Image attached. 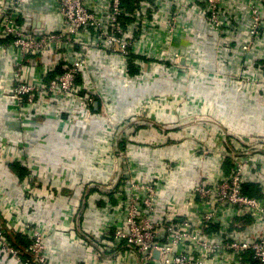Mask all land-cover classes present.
I'll list each match as a JSON object with an SVG mask.
<instances>
[{"label": "built area", "instance_id": "obj_1", "mask_svg": "<svg viewBox=\"0 0 264 264\" xmlns=\"http://www.w3.org/2000/svg\"><path fill=\"white\" fill-rule=\"evenodd\" d=\"M259 1L264 4V0ZM222 4L223 0H139L129 10L125 0H53L58 26L47 27L44 19L38 28L33 22L40 14L36 10L27 12L25 0H0V40H8L10 47L18 52V65L13 74L15 85L10 92L1 93L0 101L11 100L10 110L20 122L26 123L43 112L45 103H55L59 97H69V103L83 95L81 110L63 108L56 113L59 116L69 113L72 125L91 119L89 109L96 98L88 88L89 78L85 81L91 68V52L114 62L121 58V63L115 66L124 70L125 84L149 74L148 71L129 75L130 70H140V65L153 68L151 72L165 77L175 74L181 81L191 73L197 76L201 71L194 62L200 49V36L193 29H186L184 17L193 16L209 24L218 34H227L230 31L225 27L233 19L225 16ZM250 9V26L241 32L242 50L246 54L260 48L264 38V16L256 6ZM25 19L30 22L23 25ZM187 37L198 41L188 47L186 55L172 51L177 39ZM245 64L257 72L264 71L262 64L250 65L248 61ZM49 65L54 67L50 69ZM57 67L62 69L61 74L47 82L46 77ZM31 71L36 73V78L29 76ZM80 74L84 79L82 85L77 82ZM238 77L240 93L252 85H261L263 96L259 104L264 107V73L256 80L246 75ZM155 99L158 100L157 96ZM190 101L195 103L189 97L183 98L180 105L187 106ZM159 102L169 106L176 101L168 94L160 97ZM127 136L119 140L126 141ZM224 137L227 139L221 151L217 179L211 181L205 175L207 180L191 186L182 199L181 196L172 198L178 202H157L154 180L129 175L125 191L120 192V198L127 192V200L119 205V210H124L126 226L116 230L117 247L122 243L130 247L128 254H138V264H264V191L260 198L243 191L249 179L255 177L254 182L260 183L259 179L264 178V137L232 132ZM10 151L9 143L0 141V161ZM228 161L233 165L231 171L225 169ZM56 190L59 189L53 185L35 183L32 187L26 183L22 203L15 202L8 189L0 190V264H63L56 262L48 251L53 231L61 234L63 243L77 244L88 251L80 264H107V259H103L106 239H98L84 227L86 203L83 199H66L59 223L44 225L38 219L42 207L53 200L58 202L55 199L60 192ZM12 234L30 241L26 249L29 257H24L10 241Z\"/></svg>", "mask_w": 264, "mask_h": 264}, {"label": "crops", "instance_id": "obj_2", "mask_svg": "<svg viewBox=\"0 0 264 264\" xmlns=\"http://www.w3.org/2000/svg\"><path fill=\"white\" fill-rule=\"evenodd\" d=\"M222 6L225 16L233 19L225 27L230 31L227 34H218L209 24L193 16L184 17L186 29H193L200 36V49L194 62L201 71L197 76L191 73L181 81L175 74L165 77L151 72L153 68L140 65V70H130L129 75L148 71L149 74L125 84L124 70L115 66L121 63V58L114 62L91 52V68L85 77V81L89 78L88 88L96 98L89 109L91 119L72 125L69 113L61 116L56 113L63 108L81 110L83 95L69 103V97L45 103L43 112L26 123L20 122L10 110L11 100L0 101V141L8 142L11 150L0 161V190L8 189L10 197L22 203L26 183L32 187L39 183L59 189L56 191L60 195L55 199L59 203L53 200L37 215L44 225L63 219L61 208L66 199H83L86 203L84 227L86 225V230L98 239H106L103 259H107V264L117 261L138 264L139 255L128 254L131 249L124 247V243L117 247L118 240L114 236L118 228L126 226L125 213L119 210V205L127 200V192L122 198L120 192L125 191L130 176L154 180L157 202L167 204L175 200H172L174 197L182 199L191 186L207 180L205 175L211 181L217 179L221 151L227 139L225 134L264 137V107L259 104L263 96L261 85H252L243 90L244 93L237 89L239 75L256 80L264 73L245 64L248 61L250 65L264 67V38L260 48L246 54L242 50L244 35L241 34L250 26V7L256 6L264 16V4L259 0H223ZM25 8L27 12L36 10L43 15L47 27L58 26L53 0H25ZM29 22L25 19L23 25ZM197 41L179 38L172 51L186 55L188 47ZM17 54L8 40H0V95L10 92L15 85ZM58 68L46 77L47 82L53 79L51 75ZM29 76L36 78V73ZM154 77L160 79L154 81ZM77 82L81 85L84 82L81 74ZM166 94L179 104L161 105L159 99L167 97ZM189 97H193L195 103L190 101L182 107L180 102ZM123 136H127L126 141L119 140ZM20 150H23L21 155ZM13 165L24 171L23 177L14 171ZM225 169L228 170V166ZM255 179H249L246 184L258 189L260 194L254 197L260 198L264 178L259 179L260 183H255ZM53 232L48 251L55 261L83 263L88 251L77 244L63 243L61 234ZM106 233L111 236L106 237ZM111 247L114 250L109 251Z\"/></svg>", "mask_w": 264, "mask_h": 264}, {"label": "trees", "instance_id": "obj_3", "mask_svg": "<svg viewBox=\"0 0 264 264\" xmlns=\"http://www.w3.org/2000/svg\"><path fill=\"white\" fill-rule=\"evenodd\" d=\"M139 0H125V3L128 7V9H133L135 6V3L138 2ZM62 72L61 68H58L56 70V72H54L51 75V78H54L56 75H59ZM15 166L14 171L18 172V174L23 177L24 176V171L23 170H18V168H16V166L18 165H13ZM225 166H228V170L231 171V167L233 166L229 161L226 162ZM243 191L245 194L250 195V196H259V190L254 188L253 186H250L248 184L244 185ZM10 237V241L21 250V252L23 253L24 257H29L28 254L26 253V249L28 248L30 241L26 238H24L23 236L20 235H15L12 234L9 236Z\"/></svg>", "mask_w": 264, "mask_h": 264}, {"label": "water", "instance_id": "obj_4", "mask_svg": "<svg viewBox=\"0 0 264 264\" xmlns=\"http://www.w3.org/2000/svg\"><path fill=\"white\" fill-rule=\"evenodd\" d=\"M44 20V16L43 15H37L35 16V20H34V27H42V21Z\"/></svg>", "mask_w": 264, "mask_h": 264}, {"label": "rangeland", "instance_id": "obj_5", "mask_svg": "<svg viewBox=\"0 0 264 264\" xmlns=\"http://www.w3.org/2000/svg\"><path fill=\"white\" fill-rule=\"evenodd\" d=\"M128 164H129V162H128Z\"/></svg>", "mask_w": 264, "mask_h": 264}]
</instances>
